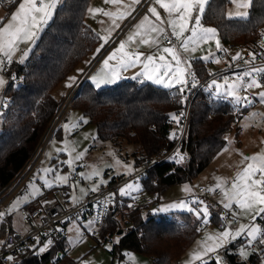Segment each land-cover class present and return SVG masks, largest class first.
Returning a JSON list of instances; mask_svg holds the SVG:
<instances>
[{"label": "trees", "instance_id": "1", "mask_svg": "<svg viewBox=\"0 0 264 264\" xmlns=\"http://www.w3.org/2000/svg\"><path fill=\"white\" fill-rule=\"evenodd\" d=\"M17 3L14 1L6 7L8 14ZM90 3L91 0H64L63 10L46 28L27 62H13L7 68L8 85L4 98L9 105L0 133V191L16 179L49 134L60 106L53 95L55 88L99 44L97 33L85 21ZM229 4L227 0H216L213 10H206L203 23L218 28L224 45L258 46L264 27V0H254L248 20H229L217 14V9L226 13ZM193 63L198 75L208 78L204 62L195 60ZM13 75L21 79L23 86L10 81ZM177 89L123 80L115 86L97 90L87 81L81 86L72 105L97 127L99 139L136 144V165H139L172 146L174 141L168 135V129L174 123L171 114L178 115L186 107L185 103L180 102L183 94L178 93ZM234 121L230 102H210L206 93L199 92L191 106L189 130L182 146L188 161L154 168L143 181L141 192L157 194L161 200V194L169 187L191 182L226 145V134ZM131 202L132 199L127 197L121 213L110 212L98 246L100 242L112 241L117 236L119 243L114 244L111 254L120 261L124 260L125 251H131L150 257L153 264H178L202 233L199 221L187 212L154 215L147 211V205H142L131 211L132 229L127 231L122 225V217ZM221 217V212L215 211L211 220L219 223ZM258 222L264 223L260 218ZM120 230H123V234L118 235ZM66 239L57 246L65 256L68 252ZM241 243L237 241L225 248L224 263L261 264V255L257 251H252L247 260L240 258L238 248ZM214 259L209 264H214ZM49 262L50 256L41 258L28 252L14 264Z\"/></svg>", "mask_w": 264, "mask_h": 264}, {"label": "snow or ice", "instance_id": "2", "mask_svg": "<svg viewBox=\"0 0 264 264\" xmlns=\"http://www.w3.org/2000/svg\"><path fill=\"white\" fill-rule=\"evenodd\" d=\"M215 2L216 0H153V5L148 8L150 15H144L143 19L134 25L135 30L128 34L126 40L119 42L118 47L111 51L103 60V66L100 70L89 77L92 86L99 90L103 86L114 84L123 78L122 73L124 71L139 66L141 71L133 79L139 78L141 84H144L145 81H150L152 84L168 89L179 85L180 87L177 91L183 94L185 89L189 87L188 77H192L190 88H196L199 82L195 78V72L190 70L192 67L191 61L182 59L177 46H161L160 36L163 35L169 42H171L172 37H175L179 42V49H182L184 52H195L202 44L211 41H214L216 48L220 50L222 46L218 28L206 26L202 23L206 10H213ZM227 2L234 6L235 11H227L225 13L222 9H217L218 15L226 16L229 20H248L250 18V9L254 5V0H227ZM104 3L114 6L116 11L99 7L87 9L93 15L96 13L103 14L111 20L112 24V27L106 34L102 36L99 33L97 34V38L103 41L100 47L96 49L97 53L109 42L112 31L120 27L118 21L130 16L135 10L133 5L139 4L140 0H131V3H126L125 0H104ZM157 6L164 10L166 19L161 17ZM62 10L63 5L61 4V0H22L17 10L11 15L10 20L6 24L0 23V71H3L6 65L13 63L14 56L18 52H21L20 46L22 44H28L29 47L21 52L19 62L23 63L27 60L37 41L40 40L41 34L49 26L50 22L53 21V18L57 16L58 12ZM165 24L171 30L170 35L166 32ZM152 34H155V36ZM261 35L264 36V33H261ZM137 38H139V43L141 44H155L157 46V53L160 54L145 55L139 51L130 50V46L137 42ZM249 55L250 59H244L241 53L237 52L232 57V60L243 59V63L250 67L233 73L231 77L224 75L220 78H213L208 83L204 91L208 93L210 102L223 100L232 103L237 110L248 108L253 105L255 97H250L246 93L252 89H261V91L256 93V96L259 97L261 103H264V65H256L257 53L253 52ZM169 56L170 59H168ZM210 56H212L211 52L201 59L207 62ZM214 59L216 63L220 62V57H214ZM261 59L264 60V54H261ZM110 61H114L115 63H110ZM79 71L82 72L83 69ZM210 75L215 77V74L210 73ZM12 79L15 80L16 77H12ZM76 80V76H69L66 87L71 88ZM5 83L4 77L0 76V90L3 89ZM186 101L187 95H183L180 102L186 104ZM0 106L6 108L8 104L0 102ZM183 115V112L179 115L173 113L171 114V119L179 124L180 117ZM257 117L264 119V113L252 112L246 119L251 121ZM87 122V119L84 117H79L75 124H72L71 121L66 123L64 129L68 132L70 127L75 128L80 123ZM175 136L176 133H173L172 138H175ZM64 145L63 149H57V151L68 153L70 158L67 163L71 167L73 160L82 159L84 153H77L73 157L72 153L75 151V148L69 145L67 139H65ZM227 150L226 148L225 151ZM240 155L243 158L242 162L244 166L237 172L230 186H228V181L224 178H216V187L210 188L209 191L215 192L219 188L223 193L221 203L224 208L233 209V206H235V209L239 210L233 209V221L243 214L244 216H250L251 222L248 224L240 223L239 227L233 230L230 226L232 221L225 220L220 231L214 234L206 233L204 239L198 241L200 248L190 254L187 264H195L197 261L200 264H209V261L213 259L212 254H215L214 264H224L219 250L226 248V245L236 241L240 237L244 238V243L238 251L239 255L244 259H247L250 254L249 251L245 250L246 247L251 251H256L258 245H264V223H256L258 217L264 222V215H262L264 214V150L251 156L244 155L243 153H240ZM185 158V155L180 154L179 150H177L173 157L169 159L175 163H183ZM116 163L120 164L121 162L117 160ZM124 167L131 171L130 165L125 164ZM43 171L47 173L55 171V169H45ZM79 175L84 179H92L93 177H99L101 174L97 168H93L92 172L88 174L80 173ZM56 180L66 183L68 176L57 175ZM100 183H106V181L101 178L99 183L93 185L91 191H98ZM44 184L49 188L53 186L47 179L44 180ZM72 187H75V185H72ZM141 190V185L136 180L126 183L123 187L119 188L118 193H109L103 201L97 202L95 206L97 215L93 219H89L86 225H80L77 222L78 218L73 219L72 227L68 228V231H75L76 237H69L68 242L76 244L83 240L84 234L81 232V227H85L95 234L93 225L101 222L102 215L108 211L109 205L115 203L117 195L135 199L133 193L140 192ZM184 190L190 191L191 189L186 185ZM80 193L86 195L87 190L81 188ZM72 200L73 203L79 202V198L75 195H73ZM128 206L132 207V205ZM15 208L16 204L10 210H15ZM170 210L186 211L194 215L201 222L202 226L209 223L211 215L209 206L201 199H193L191 202L182 200L156 209L157 212H168ZM4 215L5 213H0V218ZM36 240L37 244L41 243L39 237ZM52 243V239L43 242V246L38 248L39 253H44ZM116 243H119V238H117ZM8 247H11V245L9 244ZM107 247L110 249L111 244L107 245ZM33 249L34 251L37 250L35 246H33ZM125 255L131 257L130 253H125ZM260 255L264 257V249L260 250ZM131 258L135 260V257ZM7 260L13 261L14 257L9 255L7 256ZM262 264H264V260H262Z\"/></svg>", "mask_w": 264, "mask_h": 264}, {"label": "rangeland", "instance_id": "3", "mask_svg": "<svg viewBox=\"0 0 264 264\" xmlns=\"http://www.w3.org/2000/svg\"><path fill=\"white\" fill-rule=\"evenodd\" d=\"M14 1H18V3L16 4L15 9H13V11L8 14L6 7L9 6L11 3H13ZM92 1H94V4H92L94 5L92 6L93 8H97V7L103 8L99 4L100 0H92ZM6 2L7 3H3L2 0H0V23L2 24H6L10 20L11 15L17 10L22 0H6ZM227 11H235L234 6L233 5L228 6ZM91 16H92V22H93L92 24H94L95 27L90 22ZM102 16L103 14L101 13H96L94 15L90 13V17L88 19L89 23H87L91 28L94 27V29L93 28L92 29L97 34L99 33L101 36L106 34L108 31V27L106 24L108 21L107 20L108 17L104 16V18H102ZM263 31H264V27H263ZM220 40H221V43H223L221 37H220ZM101 41L102 40L99 41L100 44L103 42ZM262 41L263 40H261L260 43ZM211 45H212V41L209 43L202 44L199 47L197 54H193V53L186 54V60L191 61L192 67L190 70L194 69V63H193L194 60L201 59L203 56H205V55L203 56L199 55L198 52L199 53L207 52L211 48ZM28 47H29L28 44H22L20 46L21 52L27 49ZM99 47L100 46H98V48ZM21 52H18L16 56H14L13 60L19 62ZM29 56L27 60L29 59ZM27 60H25L23 64L27 62ZM86 61H87V58L82 63H80L77 67H75L74 70L71 71L64 78V80L55 88L53 95L58 100V102H60V105L63 99L66 96H68V94L73 90L78 79L80 80L86 73L87 67L89 65V64L87 65ZM219 63H216V62L213 63V67L210 68L211 72H214L217 69H219L220 67ZM4 68L5 69H3V71H0V76H3L7 83L8 76L6 72H7L8 67L5 66ZM80 69H83V71L82 72L79 71ZM99 70H100V65L96 68V70L93 73L90 74V76L94 75ZM69 76L77 77V80L73 83L71 88L66 87ZM88 82L91 84L90 79ZM120 82L121 80L118 81V83ZM148 82L151 83L150 81ZM6 83L4 86H6ZM118 83L113 84V85H106V86H103L102 88L110 87V86L112 87V86L117 85ZM155 86H158V85H155ZM179 87L180 86L177 85L176 87L171 88V89H176ZM259 91H261V89H259ZM0 102H6L9 105V102L7 99L5 100L4 95H2ZM257 104H258L257 107H254L247 113L246 118L252 112L264 113V103H261L259 101ZM7 108L8 107L5 108V107L0 106V133L2 132V119H3V116ZM79 117H84L88 121V118L85 117V115L78 108H75L72 105L68 109L62 121L59 123L56 131L54 133L51 131L50 134H48L46 138L43 139V141L41 142L40 149L36 155L38 156L36 165L34 166L33 169H31L28 172V175L23 181L21 187L16 191V193H14V195H12L8 199V201H6L4 206L0 209V213H5V215L2 218H0V241L2 237L8 233L21 234L25 232L23 221H22V216H21V208L23 206L31 204L35 201L48 200V201L53 202L56 199L55 192L61 189L68 190L69 196L71 199V204L73 205L81 204L88 197L87 194L82 195L80 193L81 188L87 190V193H88L91 191L94 184L99 183L101 178L104 181H106V183H100L99 189L102 186H107L113 180H118L122 177L129 176L135 171L136 166H137L135 153L138 150V146L136 144H131L124 140H120L117 142H112L110 140H101L97 136V127L91 124L89 121L87 123H80L79 126L75 128L70 127L69 131L66 132L64 129V125L66 123H69L70 121L72 124H75L76 121L79 119ZM257 118H260V117H257ZM233 128H235V125L232 124V129ZM261 129H264V121H260L259 119L253 120V122L250 124L248 128V133H245V135L242 136L241 139H239L242 142L243 147L239 145L237 137L234 136V132L230 130L231 132L228 135H226V140H227L226 145L216 154V156L211 161V163L207 166V168H205L200 174H198L191 182H187L184 184H177V185L169 187L164 193L161 194V203H160L161 207L159 208H163L164 206L168 204L176 203L182 200L189 201L188 196H195L191 198H196L195 194L198 192V189L200 187H203L207 190H209L210 188L216 187V184H217L216 178H224L228 182L232 180L236 176L237 172L240 170L241 164H243L242 162L243 158L240 155V153L247 155L248 153L247 150H249L251 147L252 149L256 148V150L259 149V139H260ZM65 139H67L71 147L75 148V151L72 153L73 157H75L77 153H81V152L84 153L82 159L73 160V164L71 167H69L67 163V161L70 158L68 153L64 151H61V152L57 151V149H63L65 147L64 145ZM229 141H231V143H229ZM226 148L228 149L227 151H225ZM117 160H119L121 163L117 164L116 163ZM125 164L131 166V171H129L128 169L124 167ZM80 167H83L80 170V173L88 174L93 171V168H97L100 171L101 175L99 177H93L92 179H84L81 176L83 179V183L77 184L76 186V183H74L73 181V173ZM28 169L29 168H27V170ZM45 169H55V171H50V172L45 173L43 171ZM57 175L68 176V181L66 183H61L57 181L56 180ZM45 179H47L48 181L52 183L53 186L51 188L45 186L44 184ZM72 185H75V187H72ZM186 185L189 186V188L191 189L190 191L184 190ZM141 188H142V185H141ZM2 191L0 192V194L2 193ZM91 192H94V191H91ZM73 195L79 198L78 203H73V200H72ZM14 204H16L15 210H10L12 209V206ZM141 204H143V206L148 205L149 210L147 209L146 210L150 211L154 215L186 212V211H181V210H170L168 212H157L156 209H159V208L150 204L149 196L147 195V193L143 194V201L141 202ZM221 206H222L221 208L222 211L228 210L224 208L222 203H221ZM146 210L144 212H147ZM211 217H212V214L209 217V222L212 221ZM238 218H239L238 224H235L231 219L227 218L228 221H232L230 226L233 230H235L237 225L239 226L240 223H244L243 217L238 216ZM259 218L260 217L257 218L256 223H259L258 222ZM87 221L88 220L83 221L81 225H86ZM70 227H72V224L69 226V228ZM93 227L96 228L95 225H93ZM221 229L222 227L217 226L213 230L202 231L200 237L195 241V243H193V245L179 259L178 264H187V262L190 259V254L194 250H197L200 248L198 241H202L206 233L214 234L220 231ZM3 232L5 233L3 234ZM81 232H83L84 238L80 243H76V244H70L68 242L69 237H76V232L75 231L69 232L67 239H66V247H67L66 250L68 252L65 258L62 261L57 262V263L56 261L52 260L51 264H55V263L56 264H78L79 257H83L84 261L87 262V264H118L119 258L114 257L111 254V250L114 244L116 243L117 236H115L112 241L106 242V245L104 247H100L98 246V241L102 240L100 236H95V235L93 236L92 235L93 232L89 231L85 227H81ZM241 238L243 237L238 238L234 242L240 241ZM109 244H111L110 249L109 247H107V245ZM242 244L243 243H241V245ZM261 249H264V246L260 247L258 245L256 251L260 252ZM224 250L225 248H222L219 250L220 255L222 257L224 256ZM245 250L249 251L250 254L252 253V251L247 247L245 248ZM125 253H130L131 257H135V260H133L130 256L125 255ZM212 256L213 258H215V254H212ZM124 258L126 262H129L131 264H153L150 257L140 254V253H136V252L125 251ZM240 258L242 260H247V259L242 258L241 256ZM262 260H264V257H261V264H262ZM122 264H126V263L123 262ZM195 264H200V262L197 261L195 262Z\"/></svg>", "mask_w": 264, "mask_h": 264}, {"label": "built area", "instance_id": "4", "mask_svg": "<svg viewBox=\"0 0 264 264\" xmlns=\"http://www.w3.org/2000/svg\"><path fill=\"white\" fill-rule=\"evenodd\" d=\"M6 0H2V2H5ZM152 0H146L144 1L140 7L137 9V11L134 13V15L131 18V21L129 25L121 31H119L104 47V49L98 53V55L91 61L89 66L87 67V71L84 74V76L77 82L73 90L66 96L61 105L59 106L54 120L52 122L51 130L53 133L56 131L59 123L62 121L63 117L67 113L68 109L71 107L78 91L80 90L81 86L88 81V78L91 73H93L96 68L99 65V62L103 58V56L117 43V41L123 36L127 28L130 26V24L135 21L148 7ZM170 35V34H169ZM163 42L171 46L175 42V37H172L171 42L169 40L165 39L164 36H162ZM263 40V38L261 39ZM264 45L263 42H261L258 46L254 48H250L248 46H238L232 43L226 44L223 51L219 53L220 57H226L227 51L225 49L230 48H239L240 53L244 59H250V53H257V59L255 61L257 66L264 65V60L261 59V54H264ZM213 59V58H212ZM204 65L207 67L208 63H204ZM250 67L249 65H245L243 63V59L241 60H232L228 66L221 69L220 71L215 73V77L209 76L208 78H201L198 73L192 69L191 71H194L196 74V79L198 80V84L196 88H190V83L192 77L189 78V87L185 89V92L183 95H187V103L186 107L182 110L184 113L183 116L180 117V123L177 124L175 121L171 127L168 129V135L172 139L173 144L169 149H164L161 152L153 155L151 158L141 162L139 165L136 166V170L134 173L127 177H122L118 180H113L111 183H109L107 186L103 187L97 192L90 193L87 197V199L81 203V204H71L69 200V195L66 190L61 189L57 190L56 194L59 197V200L50 202L48 200L43 201H35L31 204L25 205L21 208V216L23 225L25 228V232L21 234H14V233H8L4 235L0 242V264H14L17 263L19 260H21L28 252H32L35 256L43 258V256L48 257L50 256V260L58 261L62 259L65 256V253L62 249H58L57 246L60 244V242L67 237L68 235V228L72 224L73 219L78 218V223H82L85 220L93 219L97 215L96 210V204L98 201H103L105 197L109 195V193L117 192L119 188L123 187L126 183L132 182V181H139V184L142 185L143 181L147 178V176L150 174V172L160 166H167V165H177L182 163H175L172 160H170V157H173V155L179 150L180 154L185 155L182 152V146L183 143L187 137L188 130H189V122H190V114H191V106L195 100L196 95L199 92H204L208 95L204 89L208 85V83L213 78H220L224 75L232 76L233 73L237 71H242L243 69ZM12 77H16L15 80L12 79ZM10 78L11 82L20 83L21 86H23L21 79L17 75H13ZM139 82V81H138ZM229 102V101H226ZM232 104V103H231ZM233 106V105H232ZM244 108H240L237 110L233 106V114L235 117V121L233 122V125H235L238 122V119L242 115V111ZM179 115V114H178ZM53 128V130H52ZM49 132V134H50ZM176 133L175 138H172V134ZM40 149V146L37 148L36 152L32 156V158L29 160L27 165L24 167V169L19 173V175L16 177L14 181H12L10 184H8L0 194V209L4 206L6 201L16 193V191L21 187L23 181L28 175V172L34 168V166L37 163L38 156L37 153ZM186 157V156H185ZM188 158L186 157L184 162H187ZM27 168H29L27 170ZM83 167H80L73 173V181L76 184L83 183V179L80 174V170ZM0 191V192H1ZM201 194V200H204L205 203L209 206V211H218L221 209L219 203L217 202V199L222 195V191L217 188L215 192L209 191L205 188H201L199 190ZM143 194L141 191L134 193L133 196H135V199H132V202L130 205L132 207H129L128 210H126L123 213L122 217V225L125 230L129 231L132 229V222H131V211L133 209H136L137 206H141V202L143 201ZM150 204L159 207L160 206V200L158 199L157 194H148ZM127 197H120L119 195L115 198V203L113 205L108 206V211L104 213L101 217V222L98 224H94L96 226L95 228V236H100L104 223L110 214V212H118L121 213V209L123 207V202L125 201ZM193 199H190L192 201ZM148 206V205H147ZM222 214L225 218L232 219V212L230 211H222ZM238 219H236L234 222L236 223ZM223 222L215 223L213 221H210L207 225L202 226L201 222L199 221V225L202 229V231H210L216 228L217 226L222 227ZM62 230V231H61ZM39 237L40 244H37L36 238ZM48 239H52L53 243L48 246L46 251L44 253H39L38 248L43 246V242H45ZM111 241V239L106 240L105 242H100L99 246L104 247L106 245V242ZM258 243V242H257ZM11 245V247H8V245ZM33 246L36 247L37 250L34 251ZM260 247L264 245H259ZM12 255L14 257L13 261H8L7 256ZM51 264V262H49ZM78 264H85L84 258L81 257L78 259ZM225 264V263H224Z\"/></svg>", "mask_w": 264, "mask_h": 264}, {"label": "crops", "instance_id": "5", "mask_svg": "<svg viewBox=\"0 0 264 264\" xmlns=\"http://www.w3.org/2000/svg\"><path fill=\"white\" fill-rule=\"evenodd\" d=\"M63 1L64 0H62L61 1V4L63 3ZM144 1H146V0H140V3L139 4H135V5H133V7H134V11L131 13V15L130 16H128V17H126V18H124L123 20H121V21H118V23L120 24V27L119 28H116V29H114L113 31H112V33H111V38H113L121 29H123V28H125V27H127L128 25H129V23H130V21H131V18H132V16L134 15V13L137 11V9L140 7V5L144 2ZM125 2L126 3H131V0H125ZM10 4V3H9ZM92 4H94V1H92L91 0V4L89 5V8H93L92 6H94V5H92ZM99 4H100V6H102L104 9H106V10H110V11H116V8L114 7V6H112V5H107V4H105L104 3V0L102 1V0H100L99 1ZM153 5V0L150 2V4L148 5V7L146 8V10L135 20V21H133L131 24H130V26L127 28V30L125 31V33L123 34V36L117 41V43L103 56V58L101 59V61L99 62V65H100V68L103 66L102 65V62H103V60L107 57V55L111 52V51H113L115 48H117L118 47V45H119V42L121 41V40H126L127 39V36H128V34L130 33V32H132V31H134L135 29H134V25L135 24H137V23H139L140 22V20H142L143 19V16L144 15H150V13H148V8L150 7V6H152ZM231 5V4H230ZM229 5V6H230ZM157 9H158V11L161 13V17L162 18H165L166 19V13L164 12V10L162 9V8H159V6H157ZM89 17H90V13L87 11V14H86V18H85V21H86V23H89L88 22V19H89ZM102 18H104V15L102 16ZM108 21H107V27H108V30L112 27V24H111V20L108 18L107 19ZM90 22H91V24L93 23L92 22V16L90 17ZM202 23H203V21H202ZM90 24V25H91ZM93 26H94V24H92ZM97 25V24H96ZM206 26H209V25H206ZM95 27V26H94ZM94 27H92L93 29H94ZM210 27H212V26H210ZM96 29V28H95ZM165 29H166V32L168 33V34H170V28H168V26H167V24H165ZM262 33H264V31L262 30ZM153 36H155V34H152ZM185 35H187V33H185ZM162 36L163 35H161L160 36V45L161 46H164V47H173V46H177V49H178V51L180 52V55H181V57H182V59H185L186 60V54L187 53H193V54H197V51L199 50V48L195 51V52H184L182 49H179V47H178V45H179V42L177 41V40H175V42L173 43V45H171V46H168V45H166L164 42H163V40H162ZM220 36V35H219ZM263 37V43H264V36H262ZM110 38V39H111ZM219 39H220V37H219ZM99 41H100V39H99ZM110 41V40H109ZM102 42V41H101ZM103 43V42H102ZM109 43V42H108ZM107 43V44H108ZM220 43H221V40H220ZM107 44H105L104 45V47H106V45ZM98 46H100V43L98 44ZM98 46H97V48H98ZM221 46H222V48L220 49V50H218L217 48H216V45H215V42L214 41H212V45H211V48L207 51V52H205V53H199L198 52V54L199 55H208L209 54V52H211L212 53V56H210L209 57V61H207V62H205V61H203L204 63H208V65H207V67H206V70L208 71V77L209 76H212V75H210V73L211 74H215L216 72H218V71H220L221 69H223V68H225L226 66H228L229 64H230V62L232 61V57L233 56H235L236 55V53L237 52H239L240 53V49L239 48H230V49H225L226 51H227V56L226 57H220L219 56V53L221 52V51H223L224 50V48H225V45H223V43H221ZM104 47L103 48H101L100 49V52L104 49ZM96 48V49H97ZM96 49L94 50V52H92L89 56H88V58H87V65L88 64H90L91 63V61L98 55V53L96 52ZM130 50H135V51H139V52H141V53H144L145 55H150V54H157V55H159L160 53H157V46L155 45V44H152V45H144V44H141V43H139V38H137V42L136 43H134V44H132L131 46H130ZM99 52V53H100ZM214 52V53H213ZM214 57H220V67H219V69H217L216 71H214V72H211V70H210V68L211 67H213V63H215V59H214ZM213 58V59H212ZM168 59H170V56L168 57ZM196 60H201V59H196ZM195 61V60H194ZM193 61V62H194ZM13 62H17V61H15V60H13ZM18 63H20V62H18ZM110 63H115L114 61H110ZM23 64V63H22ZM98 65V66H99ZM9 65H6V67H8ZM89 66V65H88ZM87 67V66H86ZM5 69V68H4ZM139 71H141V68L139 67V66H137V67H134V68H130V69H128L127 71H124L123 73H122V76H123V78L121 79V81H123V80H129V81H139V78H136V79H133V77H135L136 76V74L139 72ZM190 77H188V79H189ZM78 81H79V79H78ZM77 81V82H78ZM88 81H89V78H88ZM119 81V80H118ZM118 81L116 82V83H118ZM77 82H76V84H77ZM116 83H114V84H116ZM145 83H149L148 81H145ZM75 84V85H76ZM7 85H8V80H7V83H6V86H4L3 87V89L2 90H0V99H1V97H2V95H4V93H5V90H6V88H7ZM110 85H113V84H110ZM75 87V86H74ZM166 89H168V88H166ZM259 92V89H252V90H249L248 91V93H246L247 95H249L250 97H255V100H254V103H253V105H251V106H249L248 108H244L245 109V112L244 113H242V115H241V117H240V119L238 120V122L235 124V128H231L230 130L231 131H233L234 132V136H236L237 137V139H238V143H239V145L241 146V147H243L242 146V142L239 140V139H241V137L242 136H244L245 135V133H248V128H249V126H250V124L253 122V120H251V121H249V120H247L246 119V116H247V113L251 110V109H253L254 107H257V103L259 102V97L258 96H256V93H258ZM256 119H259L260 121H264V119H261V118H256ZM255 120V119H254ZM263 123V122H262ZM261 123V124H262ZM247 124V126H245ZM246 128V129H245ZM231 131H228L227 132V134L226 135H228ZM262 150H264V129H261V132H260V139H259V149L258 150H256V148L255 149H252V147L249 149V150H247V155L248 156H251V155H254V154H256V153H259L260 151H262ZM244 166V164H241V167H240V169L242 168ZM136 170V169H135ZM134 173V172H133ZM235 178V177H234ZM233 178V179H234ZM232 179V180H233ZM232 180H230L228 183V185H230V183H231V181ZM76 186H77V184H76ZM103 187H105V186H102L100 189H102ZM201 188H203V187H200L199 189H198V194L196 193L195 195H196V198H191V197H195V196H188V200L190 201V199H199V198H201V194H200V192H199V190L201 189ZM213 188H215V187H213ZM99 189V190H100ZM65 190V189H64ZM98 190V191H99ZM66 191H67V193H68V195H69V192H68V190L66 189ZM96 192V191H95ZM90 193H93V192H88L87 193V195H89ZM55 195H56V199L54 200V201H57V200H59V197H58V195L56 194V192H55ZM222 198H223V193H222V195L217 199V202L219 203V205H220V207L222 208V206H221V200H222ZM69 200H70V202H71V199H70V196H69ZM53 201V202H54ZM51 202V201H50ZM160 203H161V200H160ZM142 206V205H141ZM159 207H161V205L159 206ZM158 207V208H159ZM233 209H235V206H233ZM233 209H228L227 211H229V210H231L230 212H232L233 211ZM235 210H237V211H239L238 209H235ZM218 211H220L221 212V218H222V220L220 221V222H223L224 223V221L225 220H228L227 218H225L224 216H223V214H222V210L220 209V210H218ZM213 212H215V211H212L211 212V214L213 213ZM168 214V213H167ZM240 217H243V221H244V224H248V223H250L251 222V217L250 216H244L243 214H241V215H239ZM193 218L196 220V221H199V220H197V218L193 215ZM232 220V219H231ZM238 220H239V218H238ZM233 221V220H232ZM219 222V223H220ZM234 222V221H233ZM235 223V222H234ZM239 223V221H237L235 224H238ZM80 225H81V223H80ZM239 226L237 225V227H236V229L238 228ZM25 229V228H24ZM25 231V230H24ZM68 234H69V232H68ZM92 235H93V233H92ZM68 236V235H67ZM94 236V235H93ZM240 241H242L243 243H244V240H243V238H241L240 239ZM230 245V244H229ZM228 246V245H227ZM226 246V247H227ZM254 247H256V245H254ZM239 253V252H238ZM79 258H81V257H79ZM125 258H126V256H125ZM125 258H124V260H122V261H120L119 260V262H118V264H122L123 262L124 263H126V264H131V263H129V262H126L125 261ZM122 262V263H121Z\"/></svg>", "mask_w": 264, "mask_h": 264}, {"label": "water", "instance_id": "6", "mask_svg": "<svg viewBox=\"0 0 264 264\" xmlns=\"http://www.w3.org/2000/svg\"><path fill=\"white\" fill-rule=\"evenodd\" d=\"M121 234H123V230H120V231L118 232V235H121ZM43 258H45V256H43Z\"/></svg>", "mask_w": 264, "mask_h": 264}]
</instances>
